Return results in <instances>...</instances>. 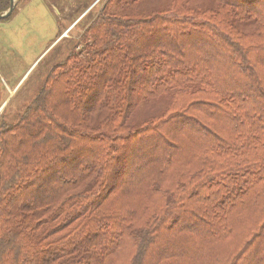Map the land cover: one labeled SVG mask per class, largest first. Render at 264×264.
<instances>
[{
  "label": "trees",
  "instance_id": "trees-1",
  "mask_svg": "<svg viewBox=\"0 0 264 264\" xmlns=\"http://www.w3.org/2000/svg\"><path fill=\"white\" fill-rule=\"evenodd\" d=\"M134 1L107 0L104 10ZM176 1L151 18H101L84 49L92 72L60 64V104L35 99L21 122L3 125L0 264H117L137 228L136 264H264V221L251 231L264 205V1ZM8 4L0 0V14ZM180 93L196 98L175 100ZM171 94L161 113L133 122L140 102ZM63 107L73 126L57 116ZM184 164L200 168L171 184L180 200L166 206L168 176H158ZM134 189L143 193L140 208L128 204L134 217L104 212L120 210Z\"/></svg>",
  "mask_w": 264,
  "mask_h": 264
},
{
  "label": "rangeland",
  "instance_id": "rangeland-1",
  "mask_svg": "<svg viewBox=\"0 0 264 264\" xmlns=\"http://www.w3.org/2000/svg\"><path fill=\"white\" fill-rule=\"evenodd\" d=\"M106 1L14 0L16 4L12 13L0 20V131L3 129L4 124L21 122L22 114H24L29 106L34 104L35 99L37 101L39 99L42 102L47 98V101L52 104H60L62 90L67 81L64 75L61 77L58 75L63 70V68L59 67L60 64L67 63L70 60L68 66L78 68L77 73L85 72L86 69L88 72H92L93 63L89 53L84 49L88 43H92V39L87 41L91 37V34L88 33L90 27L97 24L99 20L101 21V18L105 16L111 17L112 20H105L107 23L119 19L124 22L146 19L167 10L173 4H182V2H177L176 0H138L128 4H110L109 9L104 10V3ZM11 2L12 0H10V4H8V7L1 14L10 9ZM113 3H117L116 0ZM187 4H190L191 7H194L192 4H197L199 7L206 8L215 4H223V2L220 0H188ZM212 20L227 23L226 16L212 17ZM81 74L83 76L85 73ZM57 75L61 81L55 84L56 82L53 81H55ZM138 85L141 86V81ZM172 97L173 94L162 98V100L160 98V101L158 99L149 103L146 101L140 102L137 105L138 108L135 110L133 122L137 121L135 124L142 123L147 118L158 115L164 110L168 102L172 100ZM194 98H196V95H189L187 93L174 95V99L180 102H192ZM65 109V107L58 108L56 112L57 116L63 118H60L61 120H64L66 117H64L63 113ZM67 123L70 126L72 125L69 121ZM67 123L64 122L65 125ZM179 128L180 126L178 125L176 129ZM78 150L80 149H74L72 152L78 154ZM149 155L150 153L147 154V152L144 154L146 158H149ZM81 156H84V154L81 153ZM208 159L205 157V162ZM126 162L130 163V160L128 159ZM224 162L223 159H217L214 164L218 166V164L222 165ZM205 164V168L209 169L211 167L210 164ZM186 165L190 164H184L175 169L172 167L168 175L164 177L158 176L159 179H162L160 181H163L168 176V180L162 183L166 192L170 194L165 199L166 206L170 207L174 204L177 206V201L179 202L180 200L178 196L179 192H177V189L175 191L173 185L189 181L191 177L198 173L197 170L200 168L198 164L190 165L187 169L183 168ZM126 168H129V166H126ZM182 169H186L183 174L181 172ZM190 187L191 183L187 190L181 191V197H189L193 193L194 188L192 187L190 190ZM138 188L141 189L140 185ZM140 189L132 190L128 200L121 201L117 205L120 207V210L109 209V211L105 210L104 212L118 213L120 215L128 214L130 218L134 217V213L128 212L129 208H140L137 206L139 202L138 198L143 194ZM118 192L108 204H111L115 199L118 201L121 196L119 194L123 193V191L121 189ZM173 199L176 200L172 201ZM151 200V195H147L144 197L143 202L148 204ZM128 204L131 207L128 208ZM259 207L253 210L251 216L253 221L251 231L253 232L257 228L254 224L256 222L260 224L264 221V205L261 204ZM122 208L126 210L122 211ZM169 210L173 215L178 212V209L175 208H169ZM245 214L244 212L241 216ZM237 218L242 219L239 216ZM152 224L154 227L156 225L155 221ZM176 224L177 226L179 225L178 223ZM192 227L194 228L196 225H192ZM141 232L142 229L137 228L135 241L127 249L128 251L119 249L113 255L112 262L118 259L117 264H136L137 257L142 252L139 251L140 247L137 248V245L141 243ZM251 234L244 244L251 240ZM159 252H164V249H160ZM173 260V258H170L168 262L173 263Z\"/></svg>",
  "mask_w": 264,
  "mask_h": 264
},
{
  "label": "water",
  "instance_id": "water-1",
  "mask_svg": "<svg viewBox=\"0 0 264 264\" xmlns=\"http://www.w3.org/2000/svg\"><path fill=\"white\" fill-rule=\"evenodd\" d=\"M15 4L16 3H14V0H12L10 9L7 12H5L4 14H0V20L4 19V17H7L12 13Z\"/></svg>",
  "mask_w": 264,
  "mask_h": 264
}]
</instances>
